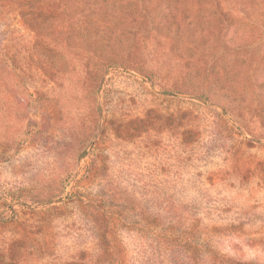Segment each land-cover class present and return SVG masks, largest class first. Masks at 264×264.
<instances>
[{"label": "rangeland", "instance_id": "obj_1", "mask_svg": "<svg viewBox=\"0 0 264 264\" xmlns=\"http://www.w3.org/2000/svg\"><path fill=\"white\" fill-rule=\"evenodd\" d=\"M0 0V264H264V0Z\"/></svg>", "mask_w": 264, "mask_h": 264}, {"label": "trees", "instance_id": "obj_2", "mask_svg": "<svg viewBox=\"0 0 264 264\" xmlns=\"http://www.w3.org/2000/svg\"><path fill=\"white\" fill-rule=\"evenodd\" d=\"M55 4H62V0H60V3H59V1H58V3H55Z\"/></svg>", "mask_w": 264, "mask_h": 264}]
</instances>
